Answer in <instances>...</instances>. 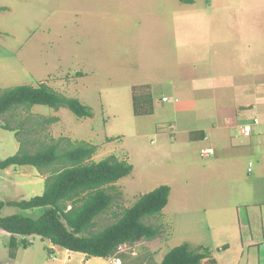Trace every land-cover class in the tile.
<instances>
[{"label":"crops","instance_id":"0c3cea01","mask_svg":"<svg viewBox=\"0 0 264 264\" xmlns=\"http://www.w3.org/2000/svg\"><path fill=\"white\" fill-rule=\"evenodd\" d=\"M109 4L114 8L112 24L116 32H110L106 39L85 33L86 2L82 6L79 22L83 32L78 53H74L80 68L68 71L79 72L80 79L92 72L110 73L113 77L126 69L125 58L139 57L143 62L142 77L123 80L131 92L136 85L151 91L154 111L150 115L136 116L130 100L135 120H152L150 123L143 119L148 121L138 122V126L134 122L135 128L155 125L161 130V165L179 169L176 180L162 181L170 192L158 214L162 218V248L156 246L160 255L156 264L171 248L183 243L202 247L206 257L200 264H264V0H116ZM95 5L102 6L100 2ZM90 16L94 17L93 10ZM60 93L69 97L68 93ZM74 98L90 107L85 94ZM49 108L35 104L24 114L34 117L42 110H52L50 116L56 118L51 128H61L59 113L65 107ZM92 112L94 117L77 116L79 124L72 135L95 145L99 153L103 144L98 145L97 130L80 136L82 130L77 129L86 118H97ZM245 124L252 127L248 136L242 134ZM18 143H14V153L20 148ZM9 146L4 143L0 149ZM203 149L212 152L204 155ZM97 156L94 153L92 159L104 158L96 159ZM125 161L132 165V172L115 185L135 180L134 164L130 159ZM241 164H247V172L255 171L254 174L237 176L236 169ZM27 169L33 174L28 171L29 176L24 175ZM2 171L5 178L0 186L8 184L11 172L15 178L23 175V180L14 185L22 199L43 193L46 174L34 166L12 165ZM229 181L234 186L230 187ZM188 191L191 198H187ZM40 209L33 212L39 213ZM175 235L179 239L171 244ZM9 237L10 233L0 228V238L9 241ZM17 237L18 249L14 257L7 253L9 260L39 237L44 239L48 254L45 259L33 255L35 264H129L122 255L88 256L36 234Z\"/></svg>","mask_w":264,"mask_h":264},{"label":"rangeland","instance_id":"374dc122","mask_svg":"<svg viewBox=\"0 0 264 264\" xmlns=\"http://www.w3.org/2000/svg\"><path fill=\"white\" fill-rule=\"evenodd\" d=\"M113 1L116 0H0V6L8 7V9H0V91L15 85L38 86L40 83H46L59 93H68L69 97L80 96L83 98L85 94L86 104L90 105L97 118H86L80 123L79 128L76 127L82 130L80 136H86L88 133L93 134L96 129L100 136L98 145L103 144L102 151L95 152L98 155L96 159L118 154L116 156L118 159L121 158L124 161L130 159V162L135 166V180L132 183L128 181L123 185H116V189L112 191L114 196L112 205L94 219V225L87 233L98 232L116 221L125 207L131 206L143 193L162 185V181L168 178L176 180V173L179 170L166 167L164 163L161 165L159 154L162 155V153L158 149L163 137L161 130L155 125L143 129L135 128L134 122L138 126V122L142 124L148 121L143 119H149L152 123L150 117L135 120L131 111L132 92L128 88L127 82L123 81L127 78L133 80L145 74L141 58H125L126 69L113 77L110 76V73L92 72L80 79L79 72L68 71L80 68L78 55H74V53H78L80 36L82 37L83 32L79 22V19L83 17L82 6L86 2L87 26L85 33H92L106 39L110 32H116V27L112 24L114 8L109 4ZM95 2H100L102 6L98 8ZM127 8L126 5L125 9ZM92 10L94 17L90 16ZM143 60L146 61L144 55ZM161 95V92L157 93L158 97ZM167 95L169 96V93ZM151 101L152 112L142 115L153 113V99ZM167 104L170 105V102ZM45 107L50 109L49 106ZM63 111V113H59L63 120L61 128H51L56 118L50 116L51 113H54L52 110H42V112H37L34 117L25 115L26 109L20 107L4 113L0 116V125L2 126L0 128V145L6 143L10 146L0 149V157L4 158L14 153L18 142L20 147L22 142L23 149L34 152L51 144L52 139H61V146L66 144L67 139L78 141L72 135L76 132L75 125L79 124L78 121H75L78 117L68 108H63ZM6 124L12 130L5 129L3 125ZM17 127L20 129L18 134ZM68 135H72V138ZM241 138L238 139L241 140ZM198 158L207 159L200 156ZM170 163H172L171 160ZM246 168L247 164L238 166L236 175L254 174L255 171L247 172ZM28 171L29 169L24 170V175L29 176L31 171ZM4 173L0 170V181L5 178ZM18 173L15 171V174ZM8 175H10L8 184L0 186V199L3 201L21 200L19 189L14 185H17V181L23 180V175L20 178H15L12 172ZM189 176H193V174ZM228 185L231 187L234 186V183L229 181ZM176 186H180V184ZM177 198H179V194L176 191ZM187 198H191L189 191ZM18 212H22V210L13 206H4L1 215ZM30 213L31 215L38 214L37 211ZM142 221L158 229L157 238L152 241L153 243L143 241L132 245H121L118 247L116 255H122V258L129 261V264H156L160 258L158 250L162 248V218L160 215L146 216ZM178 239V235H175L171 244L177 242ZM7 244L8 241L5 238H0V264H35L32 260L33 255L45 259L48 254L47 248L44 247V239L34 237L30 245L20 248L15 259L9 260Z\"/></svg>","mask_w":264,"mask_h":264},{"label":"trees","instance_id":"16d2710c","mask_svg":"<svg viewBox=\"0 0 264 264\" xmlns=\"http://www.w3.org/2000/svg\"><path fill=\"white\" fill-rule=\"evenodd\" d=\"M132 101L135 115L153 110L146 86L132 88ZM35 104L55 109L65 107L78 117L93 115L89 106L77 98L56 92L45 83L15 85L0 91V116L19 107L28 110ZM3 127L12 130L7 124ZM60 141L52 139L51 144L34 152L20 147L13 155L0 159V170L12 165H32L46 174L42 194L21 200L0 199V228L10 233L9 256H15L18 235L36 234L68 250L99 257L119 256L116 251L121 245L156 239L158 229L145 224L142 219L160 214L168 202L170 187L160 185L142 194L131 206L123 209L116 221L98 232L87 233L94 225V219L112 205L115 183L131 172L132 165L114 155L93 160L95 146L86 141L67 139L64 146ZM4 206H13L22 212L3 216ZM36 208H41L39 213L31 215ZM22 245L26 246V243ZM201 249L192 248L188 243L174 246L158 264H200L206 257V252Z\"/></svg>","mask_w":264,"mask_h":264},{"label":"built area","instance_id":"2783aa9c","mask_svg":"<svg viewBox=\"0 0 264 264\" xmlns=\"http://www.w3.org/2000/svg\"><path fill=\"white\" fill-rule=\"evenodd\" d=\"M254 122H258V120L257 119H254ZM242 134L244 135V136H248V135H250V133H251V131H252V127H251V125H249V124H245V125H243L242 126ZM210 152H212V149H203L202 150V154H204V155H206V154H208V153H210Z\"/></svg>","mask_w":264,"mask_h":264}]
</instances>
